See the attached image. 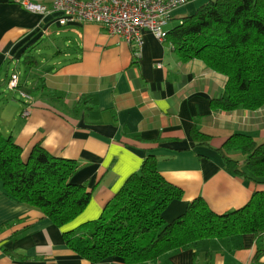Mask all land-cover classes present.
Returning <instances> with one entry per match:
<instances>
[{
    "label": "crops",
    "instance_id": "obj_1",
    "mask_svg": "<svg viewBox=\"0 0 264 264\" xmlns=\"http://www.w3.org/2000/svg\"><path fill=\"white\" fill-rule=\"evenodd\" d=\"M209 1L191 0L174 9L166 24L171 28L164 30ZM25 56L41 58L27 69L24 82L17 72L19 84L35 89L39 80L43 89L32 96L29 115L10 136L24 159L40 144L54 157L75 160L78 170L71 182L86 185L91 199L73 221L57 227L6 194L0 180V264H124L113 258L90 263L66 247L62 234L80 232L84 223L98 219L149 155L165 180L182 191L163 212L166 221L196 198L225 214L264 190V183L234 175L215 151L236 133L264 142V106L212 110L211 100L225 94L226 77L199 60L179 61L172 45L150 31H142L140 45L126 44L100 25L59 27L54 14L0 0V74L5 72L7 82L16 72L10 66ZM192 126L212 137L210 148L194 143ZM235 154L230 156L242 161ZM142 264H264V233L202 240Z\"/></svg>",
    "mask_w": 264,
    "mask_h": 264
},
{
    "label": "trees",
    "instance_id": "obj_2",
    "mask_svg": "<svg viewBox=\"0 0 264 264\" xmlns=\"http://www.w3.org/2000/svg\"><path fill=\"white\" fill-rule=\"evenodd\" d=\"M165 41L179 61L199 60L226 77L225 94L211 100L212 110L255 111L264 106V0H210L166 31ZM23 63L27 69L38 64L34 56H25ZM16 89L32 98L43 82L38 80L35 89L21 84ZM190 136L196 145L210 148L212 137L195 126ZM215 151L234 175L264 183V142L236 133ZM232 153H240L242 161ZM156 164L153 155L147 156L98 219L84 223L80 232H64L66 247L90 263L113 258L142 264L202 240L264 233V190L225 214L214 213L196 198L182 214L166 221L163 212L181 199L182 191L165 180ZM77 170L75 160L54 157L40 144L24 159L22 148L0 131V180L6 194L37 209L57 227L73 221L90 202L86 185L71 182Z\"/></svg>",
    "mask_w": 264,
    "mask_h": 264
},
{
    "label": "built area",
    "instance_id": "obj_3",
    "mask_svg": "<svg viewBox=\"0 0 264 264\" xmlns=\"http://www.w3.org/2000/svg\"><path fill=\"white\" fill-rule=\"evenodd\" d=\"M16 1L29 12L54 14L59 27L93 23L102 26L109 35L119 37L126 44L140 45L143 30L150 31L158 41H165L164 27L172 11L191 0H49L47 5L29 0ZM18 85V74L13 72L7 87L15 90ZM20 96L25 102L21 116L27 117L32 98L22 92Z\"/></svg>",
    "mask_w": 264,
    "mask_h": 264
},
{
    "label": "rangeland",
    "instance_id": "obj_4",
    "mask_svg": "<svg viewBox=\"0 0 264 264\" xmlns=\"http://www.w3.org/2000/svg\"><path fill=\"white\" fill-rule=\"evenodd\" d=\"M169 28H171L170 24L165 26V29ZM45 53L49 54L48 51H45ZM40 58V56H36V59L40 60ZM23 61L24 59H22L17 65L10 66L11 70L15 69L16 73H19L21 83L27 78V68L25 67ZM0 75L1 79H4V82L0 81V131L5 136H9L13 130L22 123L23 118L21 114L25 108L22 107V99L18 89L9 90L7 87V78H5V72H2ZM29 80L32 81L30 78ZM15 114L17 116H15ZM235 155L240 157L241 154L236 153Z\"/></svg>",
    "mask_w": 264,
    "mask_h": 264
}]
</instances>
